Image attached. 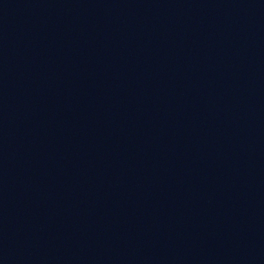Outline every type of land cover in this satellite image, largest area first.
Wrapping results in <instances>:
<instances>
[{
	"label": "water",
	"instance_id": "water-1",
	"mask_svg": "<svg viewBox=\"0 0 264 264\" xmlns=\"http://www.w3.org/2000/svg\"><path fill=\"white\" fill-rule=\"evenodd\" d=\"M0 264H264V0H0Z\"/></svg>",
	"mask_w": 264,
	"mask_h": 264
}]
</instances>
